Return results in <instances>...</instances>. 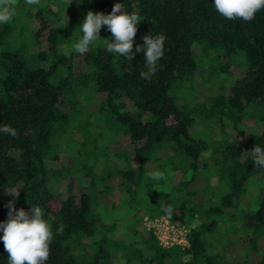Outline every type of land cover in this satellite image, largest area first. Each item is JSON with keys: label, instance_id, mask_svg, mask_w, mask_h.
Returning a JSON list of instances; mask_svg holds the SVG:
<instances>
[{"label": "trees", "instance_id": "16d2710c", "mask_svg": "<svg viewBox=\"0 0 264 264\" xmlns=\"http://www.w3.org/2000/svg\"><path fill=\"white\" fill-rule=\"evenodd\" d=\"M73 2L40 0L29 6L16 0L12 20L0 23V35L28 32L30 47L40 49L35 58L43 63L26 67L17 48L0 55V125L17 131L16 137L0 133V222L7 220L13 199L5 188L15 187L16 209L40 207L50 225L53 238L46 264H264V167L254 166L251 157L255 146L264 149V8L245 22L226 19L214 0ZM116 3L141 20L131 61L106 50L105 40H114L106 26L100 30L105 40L85 54L68 47L76 41L73 9L82 23L89 10L107 15ZM60 12L65 13L63 22ZM67 17V27H62ZM161 33L166 37L164 55L151 80H145L144 53L136 52V46L146 34ZM194 43L204 45L203 53L206 47L220 48L226 59L241 53L245 67L231 84L222 83L220 91L177 104L168 87L197 70ZM86 70L99 112L121 129L114 143L124 148L128 162L121 175L112 167L99 179L85 168L84 180L94 186L113 178L127 192L126 202L139 203L144 218L162 215L186 226L185 246H160L140 224V211L132 212L130 224L103 222L93 213L89 195L73 180L76 173L65 175L73 157L61 148L72 139L67 125L74 122L78 132L85 127L87 134L95 132L91 116L77 110L79 100L69 101L64 93L70 76L85 78L80 72ZM53 132L57 137L52 139ZM154 164L164 179L146 175ZM249 184L254 189L245 204ZM162 206H171L170 216ZM60 226L63 231L57 232ZM220 235L223 241L217 245ZM234 245L243 248L242 254L228 253ZM0 264H8L2 240Z\"/></svg>", "mask_w": 264, "mask_h": 264}, {"label": "rangeland", "instance_id": "374dc122", "mask_svg": "<svg viewBox=\"0 0 264 264\" xmlns=\"http://www.w3.org/2000/svg\"><path fill=\"white\" fill-rule=\"evenodd\" d=\"M73 3L78 5L77 0ZM72 12L74 13L71 19H74L75 21L73 34L76 37V41L72 43L73 45L77 43L80 38H82L83 33L80 28V13H77L74 9ZM59 16L61 22H63L65 19V13L60 12ZM21 36H23V38ZM69 37L71 38V36L68 35L67 39ZM104 40L105 37L100 34V37L96 41L90 43L89 47L95 46ZM72 45L70 44L68 47L72 48ZM30 46L31 44L28 32L24 33V35H18L17 32L0 35V55L1 53L3 54L9 50L14 51L17 48L19 51L18 53L23 58L24 65L26 67L42 65L43 63L35 58L36 53L40 51V49L36 50ZM201 47H204V45L195 43L192 44L191 53L197 69L194 74L188 80L172 82L168 87V94L173 97L175 103L177 104H180L181 100L186 102L191 99V97L193 98V96H195L198 100L200 99L198 95H202V93L206 91L212 93V89L220 91V85L222 83L231 84L235 79H238L241 76L245 67L244 57L241 53H236L226 59L222 57L223 51L220 48L206 47V51L203 53L200 49ZM223 67L226 68L227 71H222L221 69ZM57 73L62 75L64 74V72L60 69H57ZM80 73L83 74L85 78H81L77 74H72L70 76L69 85L64 90L65 97L69 101L79 100L80 106L77 110L81 111L83 115L91 116V128H93V130L95 129V132L94 135H92L91 132L90 134H87L88 128L86 127L81 129L79 128L80 131L78 132V130H76V123L74 122H70L67 125L66 129L73 132L68 135L69 138L72 137V139L69 142L63 141L61 143V148L66 149L67 153L73 155V157L71 165H65L68 170L65 175L70 178L73 176V172L76 173V179L75 177H72L73 180H77L78 187L89 195L93 213L98 215L103 222L119 221L121 224H130L133 211L135 213L140 211L136 214H142V211L139 210V203H137V201L126 202V197L128 196L127 192H122V186L111 180L113 178L107 180L102 179L103 181L101 182L98 180L103 176L104 171L108 170V168H116L117 173H120L127 168L128 161H126V151L123 150L124 148L120 149L116 147L114 143L115 138L121 132V129L116 123L99 112V98L95 92L91 78L88 76V70ZM71 119H74L73 115ZM56 130L57 129H55V131ZM199 130V128L196 129L197 137H199ZM55 136L57 137V133L53 132L50 137L54 138ZM70 155H68V157H70ZM152 157H154V155ZM155 158L159 161L156 154ZM155 166L156 165L154 164L152 171H159L158 168L154 169ZM85 168H90L91 171H94L97 174L98 183L94 184V186L89 185L88 179L84 180L85 178L82 176L81 172L85 170ZM149 168L150 169L148 170L150 171L151 165ZM210 184L213 186L212 183L207 185ZM253 185L254 184L248 185V192L243 196L245 204L250 200V195L254 189ZM216 187L217 186L214 188ZM211 189H213V187H211ZM54 190L59 191L60 187L58 186L57 188H54ZM214 193L215 191H212V195H215ZM197 198H201V193L198 194ZM143 216L144 214L140 216L141 225L144 223L143 220L145 216ZM221 241H223V235H220L217 238L216 244L218 245ZM242 251H244L243 248L238 245H234L233 248L228 247V253L239 252L242 254Z\"/></svg>", "mask_w": 264, "mask_h": 264}, {"label": "clouds", "instance_id": "9594fccd", "mask_svg": "<svg viewBox=\"0 0 264 264\" xmlns=\"http://www.w3.org/2000/svg\"><path fill=\"white\" fill-rule=\"evenodd\" d=\"M79 3L80 0H77ZM40 0H26V4L39 5ZM16 0H0V23H9L15 15ZM214 7L218 13L226 19H242L250 22L255 13L264 8V0H214ZM140 18L135 13L122 10L120 3L114 4L112 11L105 15L103 12L89 10L80 24L83 33L82 38L72 45L73 51L83 55L87 52L90 43L100 37L102 26H106L114 40H105L106 50L109 53L118 54L128 61L134 58L133 40L137 32ZM68 17L62 27H67ZM166 37L161 33L157 36L146 34L144 43L137 45L135 51L144 53L146 71L141 72V78L151 80L157 71V62L164 55V42ZM66 55L69 53H65ZM0 133L17 136V131L10 125H0ZM253 164L256 167H264V149L255 146L251 150ZM146 175L153 180L164 179L163 173L150 171ZM5 193L12 200L8 202V218L0 222V231L3 235L4 249L7 252L8 264H46L50 254V242L53 233L45 219V213L40 207L29 210L16 209L15 199L19 197V189L15 187L5 188ZM162 211L171 215V206H162ZM63 226L57 229L62 232Z\"/></svg>", "mask_w": 264, "mask_h": 264}, {"label": "built area", "instance_id": "2783aa9c", "mask_svg": "<svg viewBox=\"0 0 264 264\" xmlns=\"http://www.w3.org/2000/svg\"><path fill=\"white\" fill-rule=\"evenodd\" d=\"M143 222L144 227L151 232L160 246L186 245V226L174 225L162 215L144 218Z\"/></svg>", "mask_w": 264, "mask_h": 264}]
</instances>
